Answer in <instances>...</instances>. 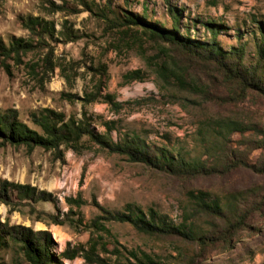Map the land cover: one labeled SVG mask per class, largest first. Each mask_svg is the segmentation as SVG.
<instances>
[{
	"label": "rangeland",
	"instance_id": "1",
	"mask_svg": "<svg viewBox=\"0 0 264 264\" xmlns=\"http://www.w3.org/2000/svg\"><path fill=\"white\" fill-rule=\"evenodd\" d=\"M53 1L64 5L63 9L45 13L42 0H0V38L4 42H9L13 36L31 37L22 25V18L28 15L45 16L54 22L58 31V41L51 43L54 48L51 57L53 71L36 76L28 71L26 64L13 65L11 73L0 68L1 111L16 109L19 119L31 127L34 125L29 113L44 107L76 119L82 118L83 112L87 111V115L93 118L91 128L95 132L105 131L104 121L115 122L111 132L114 142H119L127 134L137 133L150 146H165L173 154L191 159L200 156L207 163H211L213 156L202 152L203 122L208 118L217 121L232 119L258 131L248 129L243 135L233 133L229 145L240 155L246 154L251 164L261 166L264 163V149L249 146L257 132L258 138L264 135V96L249 92L241 101L226 103L215 99L214 95L211 99H204L199 94L177 90L174 86H168L169 91L161 89V82L150 73L142 54L152 55L161 46L169 49V44L151 40L138 32L136 35L141 38L134 45L127 46L131 39L122 41L119 37L123 35L119 15L106 11L105 20L94 13L97 7H109L120 15H146L145 21L152 26L171 29V6L177 9L180 18L177 32L191 40H208L211 32L206 22L213 20L222 24L216 38L220 48L226 51L243 46L244 62L248 65L256 60L258 26L264 25V0H87L93 11L74 0ZM113 16L114 19L110 20ZM66 27L76 34L70 41L59 34ZM117 40L123 43L119 50L112 47ZM46 52V47L30 52L23 58L24 62L38 60L41 63L39 59ZM59 65L66 66L67 73L73 76L70 83L62 75ZM103 66L105 75L100 73ZM137 68L148 72L146 78L124 82L123 74ZM259 68L264 74V63ZM99 78L102 80V94H114V101L120 106H113L100 98L89 103L83 101L86 92L95 90ZM201 80L213 88V92H221L203 76ZM0 178L28 183L51 192L60 212L68 209L66 197L81 195L85 203L79 209L74 206L71 213L75 219L81 217L82 224L76 222L77 227L35 220L29 205L22 207L23 212H9L8 206L0 202L2 221L8 218L10 224L50 231L54 253L64 250L68 244L74 246L87 242L89 233L84 224L100 213L98 206L124 210L127 204H132L147 214L153 209L167 221L179 225L189 221L188 212L194 207L190 194L204 191L209 202L216 201L226 209L251 210L253 206L255 210L249 213L247 226L231 238L230 248L222 249L217 240L206 248L205 257L198 258L196 264H264V171L239 167L226 173L179 178L86 140L83 149L64 150L62 159L42 147L29 151L24 146H2ZM233 192L241 195L228 201ZM32 205L38 210L56 212L50 202L39 201ZM42 217L47 220L46 215ZM191 220L198 233L208 231L206 234L210 237L215 234L212 228H222V222L210 215L201 214ZM106 227L110 232L105 238L108 248L119 246L122 252L120 258L101 253L111 264H120V261L128 264L125 257L137 264L128 255V251L134 249L145 251L161 262L187 264L198 248L187 239L148 235L125 222H107ZM65 263L86 264L81 257L65 260ZM0 264H17L11 250L0 251Z\"/></svg>",
	"mask_w": 264,
	"mask_h": 264
},
{
	"label": "trees",
	"instance_id": "2",
	"mask_svg": "<svg viewBox=\"0 0 264 264\" xmlns=\"http://www.w3.org/2000/svg\"><path fill=\"white\" fill-rule=\"evenodd\" d=\"M74 1L83 5L85 9L93 11V6H89L87 0ZM41 7L45 13H55L62 10L64 5H58L53 0H42ZM169 8L172 19L171 29H158L152 26L145 21L146 15L143 17L134 16L131 13L120 15L109 7H97L94 13L104 19L108 16L106 11L111 15H119L123 22L121 23L123 35L119 37L122 41L131 39L127 46L134 45L141 38L136 35L138 32L151 40L164 41L169 44V49L161 46L152 55L142 54L150 73L154 74L161 82V89L174 86L177 90L180 88L199 94L204 99H211L214 95L215 99H221L226 103L241 101L249 92L264 96V74L259 68L264 63V25L258 26L256 60L247 65L244 62L245 50L243 46L231 47L225 51L217 44L216 38L222 24L213 20L207 21L206 25L211 32V37L208 40H191L189 37L179 35L177 32L180 25L178 11L174 7L170 6ZM111 19L113 20L114 16ZM22 25L29 32L30 38L13 36L7 43L0 38V68L11 73L13 65L26 64L28 71L36 76L39 73L48 74L54 69L51 58L54 48L51 43L58 41V37H56L58 31L55 29L54 22L42 15H28L22 18ZM59 34L66 41H70L76 36L67 27ZM122 46L123 43L120 44L117 40L114 41L112 47L119 50ZM45 47L47 52L44 57L39 59L41 63H38V60L24 62L23 58L30 52ZM59 67L62 75L70 83L73 76L67 73V67L64 65H59ZM38 68L41 69L37 70ZM100 73L105 75L104 66ZM147 73L146 70L137 68L125 72L123 79L124 82L142 81L146 78ZM201 76L221 92H213V88L206 82H202ZM101 85L102 80L99 78L98 83L94 86L95 90L86 92L83 101L89 103L100 98L113 106H118L119 104L114 101V94L108 92L102 94ZM29 118L34 127L20 120L16 109L0 110V147L5 145L24 146L29 151L35 147H42L51 151L54 157L62 159L64 150L83 149L87 140L112 152L126 155L131 161L143 162L179 178L226 173L239 167L264 171V163L261 166L251 164L247 160L246 154L240 155L228 143L233 133L239 132L243 135L248 129L254 132L258 129L248 128V124L232 119L217 121L208 118L203 122L204 125L201 126L203 132L200 138L203 146L202 152L204 155L213 156L211 163H207V160L201 159L200 156L191 159L185 155L173 154L165 146H150L137 133L127 134L119 142H114L111 132L115 128V122L104 121L105 131L103 133L95 132L91 128L93 118L87 115V111L83 112L82 118L76 119L73 116L66 118L64 112L44 107L30 112ZM256 135L249 141V146L264 149V135L262 138H258L259 136L256 137ZM237 195L241 194L233 192L228 197V201L231 198L236 199ZM190 200L194 207L188 212V214L190 213L189 221L186 220L185 223L179 225L167 221L165 216L158 214L153 209H150L147 214L140 207L132 204H127L124 210H109L97 205L100 213L93 217L88 224H84L89 233L87 242L74 246L68 244L64 250L56 253L52 251L54 240L50 231L34 230L30 226L21 224H10L8 218L3 221L0 219V251L11 250L17 264H66L65 260H72L76 257L83 258L86 264H111L101 256V253H109L120 258L122 252L118 248L119 246L108 248L105 238L110 232L106 223L125 222L148 235L180 237L194 242L198 248L187 264H196L198 258L205 257L206 248L214 245L217 240L222 249L230 248L231 238L247 226L246 219L249 213L255 210L252 208L253 206L250 208L251 210L226 209L216 201L209 202L204 196V191L190 194ZM39 201L52 203L56 212L38 210L32 204ZM55 201L51 192L47 190H39L36 186L28 183L0 178V202L8 206L9 212H23L22 207L29 205L30 211L35 214V220L46 221V224H66L75 227H77L76 222L82 224L81 217L75 219L71 216L74 206L79 209L85 203L81 195L66 197L68 209L65 212H60L57 209ZM201 214L210 215L222 222L221 229L220 226L218 229H211L215 233L212 237L206 234L208 231L198 233L194 229V222L191 219ZM43 215H46L47 220L42 217ZM128 255L137 264H172L161 262L145 251L129 250ZM125 259L129 261L128 264H132L129 257H125ZM118 263L122 264L121 261Z\"/></svg>",
	"mask_w": 264,
	"mask_h": 264
}]
</instances>
